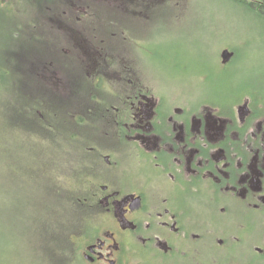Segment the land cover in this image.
<instances>
[{
    "label": "flooded vegetation",
    "instance_id": "1",
    "mask_svg": "<svg viewBox=\"0 0 264 264\" xmlns=\"http://www.w3.org/2000/svg\"><path fill=\"white\" fill-rule=\"evenodd\" d=\"M157 2L35 0L0 13L12 129L73 165L86 264H123L126 236L163 256L196 260L207 243L234 254L229 264H264V90L198 106L165 97L131 25ZM220 56L228 66L236 53Z\"/></svg>",
    "mask_w": 264,
    "mask_h": 264
},
{
    "label": "rangeland",
    "instance_id": "2",
    "mask_svg": "<svg viewBox=\"0 0 264 264\" xmlns=\"http://www.w3.org/2000/svg\"><path fill=\"white\" fill-rule=\"evenodd\" d=\"M36 9L35 0L0 3V13L16 16ZM144 11L151 19L132 23V33L143 38V60L169 100L219 104L231 92L264 90V17L233 0H158ZM224 49L236 53L228 66L221 63ZM9 85L0 86V264H86L77 247L89 221L73 203V165L60 157H51V163L27 133L12 129L15 100L4 92ZM130 237H122L129 260L122 257L123 264H229L234 259L207 243L195 245L196 260L195 253L163 256L143 250Z\"/></svg>",
    "mask_w": 264,
    "mask_h": 264
},
{
    "label": "trees",
    "instance_id": "3",
    "mask_svg": "<svg viewBox=\"0 0 264 264\" xmlns=\"http://www.w3.org/2000/svg\"><path fill=\"white\" fill-rule=\"evenodd\" d=\"M236 4L242 5L250 12L264 17V0H233ZM86 230V224H84Z\"/></svg>",
    "mask_w": 264,
    "mask_h": 264
},
{
    "label": "water",
    "instance_id": "4",
    "mask_svg": "<svg viewBox=\"0 0 264 264\" xmlns=\"http://www.w3.org/2000/svg\"><path fill=\"white\" fill-rule=\"evenodd\" d=\"M233 53H231L230 51L226 50L222 53V58L224 60V63H227L228 61H230L233 57Z\"/></svg>",
    "mask_w": 264,
    "mask_h": 264
}]
</instances>
